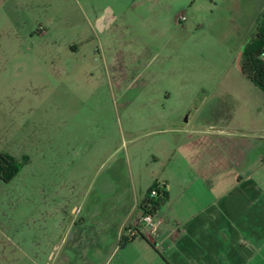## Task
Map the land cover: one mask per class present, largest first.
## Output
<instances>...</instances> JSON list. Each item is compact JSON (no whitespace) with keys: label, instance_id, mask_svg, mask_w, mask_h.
Instances as JSON below:
<instances>
[{"label":"rangeland","instance_id":"374dc122","mask_svg":"<svg viewBox=\"0 0 264 264\" xmlns=\"http://www.w3.org/2000/svg\"><path fill=\"white\" fill-rule=\"evenodd\" d=\"M263 20L264 0H0V154L20 169L0 178V264H60L51 229L89 211L119 222L174 122L264 115L239 69Z\"/></svg>","mask_w":264,"mask_h":264},{"label":"crops","instance_id":"0c3cea01","mask_svg":"<svg viewBox=\"0 0 264 264\" xmlns=\"http://www.w3.org/2000/svg\"><path fill=\"white\" fill-rule=\"evenodd\" d=\"M173 125L146 192L132 195L120 223L119 212L98 208L80 225L51 229L67 244L60 264H264V115ZM155 183L167 185L169 202L155 234H138Z\"/></svg>","mask_w":264,"mask_h":264},{"label":"trees","instance_id":"16d2710c","mask_svg":"<svg viewBox=\"0 0 264 264\" xmlns=\"http://www.w3.org/2000/svg\"><path fill=\"white\" fill-rule=\"evenodd\" d=\"M262 42V47H261ZM263 39L260 36V42L257 48L245 54L242 64V74L246 79L253 83L256 87L264 92V60L261 58L263 52ZM18 160L8 154H0V178L6 183L12 181L19 173ZM155 192V195L153 194ZM169 191L167 185L163 183H155L150 188L146 196L140 204L141 216L151 215L153 217L165 207L169 202ZM139 234V232H138ZM137 237L135 235L133 240ZM124 242H129L125 240ZM123 242V245H124Z\"/></svg>","mask_w":264,"mask_h":264},{"label":"built area","instance_id":"2783aa9c","mask_svg":"<svg viewBox=\"0 0 264 264\" xmlns=\"http://www.w3.org/2000/svg\"><path fill=\"white\" fill-rule=\"evenodd\" d=\"M263 39V52L261 54V58L264 60V34L262 35ZM155 195V192H153ZM138 228L141 234L150 232L151 234H155L157 229V224L154 222V217L151 215H145L141 216L139 222H138Z\"/></svg>","mask_w":264,"mask_h":264},{"label":"flooded vegetation","instance_id":"af4514ba","mask_svg":"<svg viewBox=\"0 0 264 264\" xmlns=\"http://www.w3.org/2000/svg\"><path fill=\"white\" fill-rule=\"evenodd\" d=\"M264 21V20H263ZM263 21L256 27L255 31H254V34H253V37H250V40L248 41V45L252 44L253 42H255L256 40L260 39V36H261V31H262V28H263ZM251 42V43H250ZM248 45L245 47V51L242 53V56H241V59L244 60V57H245V54H246V51L248 49Z\"/></svg>","mask_w":264,"mask_h":264},{"label":"water","instance_id":"95a60500","mask_svg":"<svg viewBox=\"0 0 264 264\" xmlns=\"http://www.w3.org/2000/svg\"><path fill=\"white\" fill-rule=\"evenodd\" d=\"M241 56H242V54H241ZM241 56L239 57V59H241ZM239 62V61H238ZM239 67V66H238ZM240 70H241V72H242V68H239Z\"/></svg>","mask_w":264,"mask_h":264}]
</instances>
